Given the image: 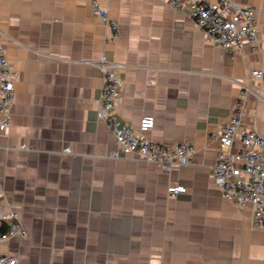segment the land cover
Segmentation results:
<instances>
[{
	"label": "crops",
	"instance_id": "obj_1",
	"mask_svg": "<svg viewBox=\"0 0 264 264\" xmlns=\"http://www.w3.org/2000/svg\"><path fill=\"white\" fill-rule=\"evenodd\" d=\"M92 1L0 0L2 46L17 73L11 124L0 131V212H17L27 233L0 251L18 264H264L252 208L238 209L209 178L215 136L257 68L243 129L264 137V0H230L256 9L260 41L257 52L233 54L191 19L193 0L181 9L95 0L119 25L115 40ZM100 57L123 67L120 122L137 129L153 115L145 137L193 146L189 165L164 171L138 156L109 157L114 137L96 116ZM171 185L186 193L170 198Z\"/></svg>",
	"mask_w": 264,
	"mask_h": 264
},
{
	"label": "built area",
	"instance_id": "obj_2",
	"mask_svg": "<svg viewBox=\"0 0 264 264\" xmlns=\"http://www.w3.org/2000/svg\"><path fill=\"white\" fill-rule=\"evenodd\" d=\"M175 9H181L185 0H160ZM190 17L214 46L233 54L245 47L259 51L258 13L255 8L240 5L230 0H193L189 6ZM91 12L102 25L110 30L111 39L118 38V23L95 0ZM97 67L101 73L103 87L96 116L105 122L114 137L115 150L111 159L138 156L154 163L164 171L189 165L195 148L188 144L162 145L145 137L154 126L153 115H144L137 129L121 123L116 115L122 86L121 65L109 63L100 57ZM261 68L252 69L245 83L240 84V93L227 122L215 136L218 142L215 164L209 175L221 196L234 203L238 209L252 208L251 227L264 231V137L254 129H243V115L248 96L253 93L249 82H260ZM17 73L8 62L0 35V131L10 127L11 108L15 102ZM238 143L237 150H233ZM24 148V146H22ZM63 153H69L64 149ZM186 188L171 185L167 188L170 198L185 194ZM8 226L0 230V247L13 237L26 238L19 214L11 208L0 212V222ZM0 264H18L17 257L0 251Z\"/></svg>",
	"mask_w": 264,
	"mask_h": 264
}]
</instances>
